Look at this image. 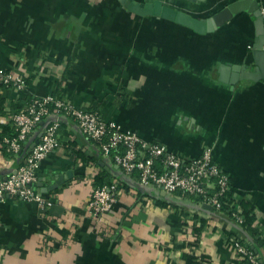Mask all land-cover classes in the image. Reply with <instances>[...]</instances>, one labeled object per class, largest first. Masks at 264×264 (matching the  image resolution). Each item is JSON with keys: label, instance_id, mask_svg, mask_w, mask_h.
<instances>
[{"label": "crops", "instance_id": "1", "mask_svg": "<svg viewBox=\"0 0 264 264\" xmlns=\"http://www.w3.org/2000/svg\"><path fill=\"white\" fill-rule=\"evenodd\" d=\"M164 1L209 18L238 0ZM244 4L202 34L130 11L120 0H0V68L23 74L27 84L17 90L0 83V118L26 109L32 96L53 94L185 158L210 148L264 236V80L241 78L242 66L254 65L257 29L249 10L261 11L264 0ZM59 119V145L41 161L43 187L34 186L53 205L14 195L0 201V264H187L189 251L206 256L204 264H242L229 235L263 254L226 213L143 185L74 119ZM5 125L13 127L0 119V131ZM28 149L0 150V176L17 170ZM97 175L121 188L99 216L88 208ZM202 221L192 248L187 243Z\"/></svg>", "mask_w": 264, "mask_h": 264}, {"label": "built area", "instance_id": "2", "mask_svg": "<svg viewBox=\"0 0 264 264\" xmlns=\"http://www.w3.org/2000/svg\"><path fill=\"white\" fill-rule=\"evenodd\" d=\"M261 14L264 21V5ZM262 48L264 50V45ZM0 82L17 90H24L27 86L23 74L1 68ZM60 115L74 119L81 131L97 142L105 154L112 156L124 173L135 175L143 185L157 187L166 193L180 192L222 211L226 203L224 200L231 190L230 178L214 160L210 148L196 158H185L170 151L166 145L149 142L134 131L124 130L115 121L105 120L96 109L77 107L53 94L32 96L26 109L0 118L2 123L11 122L15 128L14 136L2 139L6 151L13 154L24 148L42 121L50 119L39 142L16 172L0 176V201L7 195H14L35 201L41 208L53 205V201L44 199L34 190V186L38 181L41 161L59 145ZM120 192V185L114 182L94 187L88 202L90 212L95 216L108 212ZM231 210L229 218L242 227L245 218L241 210ZM226 242L242 264H264V251L263 254L256 252L238 236H231Z\"/></svg>", "mask_w": 264, "mask_h": 264}, {"label": "water", "instance_id": "3", "mask_svg": "<svg viewBox=\"0 0 264 264\" xmlns=\"http://www.w3.org/2000/svg\"><path fill=\"white\" fill-rule=\"evenodd\" d=\"M123 5L130 11L138 13L140 15H154L162 18H166L175 21L179 24L188 26L199 33L213 32L219 27H221L227 20L231 19L236 13L246 8L244 0H238L222 10L216 12L209 18H197L193 16L189 11L179 10L175 7L170 6L168 2L164 0H153L152 2H138L136 0H120ZM189 3H197L204 0H184ZM189 5V4H187ZM191 5V4H190ZM250 13L256 18V40L253 46V57L254 65L252 66H242L241 78L251 80V81H261L264 80V21L260 11V6L255 5V9L249 10ZM241 73V71H240ZM240 76V75H239ZM234 83V82H233ZM50 119H46L40 123V128L35 132V134L28 140V144L24 146L19 152L21 154L26 147H29L30 152L34 146L39 142L42 136L44 127L48 124ZM12 172V171H11ZM16 172V170H14ZM9 174V173H8ZM58 183V181H56ZM60 183V182H59ZM37 186L43 187V181L36 182ZM209 209H215L211 205H205Z\"/></svg>", "mask_w": 264, "mask_h": 264}, {"label": "trees", "instance_id": "4", "mask_svg": "<svg viewBox=\"0 0 264 264\" xmlns=\"http://www.w3.org/2000/svg\"><path fill=\"white\" fill-rule=\"evenodd\" d=\"M213 14H215V12H212L210 14V16H212ZM1 84H3V83H1ZM15 134H16V131H15L14 126L11 127V126L5 125L2 127V130L0 131V150L2 152L6 153V154L8 153L6 151L5 145L2 142V139L5 136H14ZM109 183H111V182L104 181V180H102V177L100 178V175H97L94 184L96 185L95 187H97V186H102V185L109 184ZM195 199L199 201L198 198H195ZM224 201H226V203H225L224 207L222 208V212L226 213L227 215H231V212H232L231 209L241 210V212L245 218V221L242 224V227L244 228V230H246L248 233H250L255 238L256 243L259 245V247L262 250H264V236H261L262 234H261L260 229H258L255 226V222H256L255 220L256 219H255V216L253 214L252 206L250 205V203L247 201H244V200L237 201L231 190L227 193V196H226ZM203 226H204V221H202V225L200 227L194 228L195 232H196L195 239L191 242H188L187 245H189L192 248L198 246L199 241H200L199 236L201 235V232L203 231ZM231 236L232 235H229L228 238H230ZM242 241L251 248L250 244H248L243 239H242ZM184 259H185L187 264H204V262L208 258H206V256L198 255L195 252L191 253L189 251V252H185Z\"/></svg>", "mask_w": 264, "mask_h": 264}]
</instances>
